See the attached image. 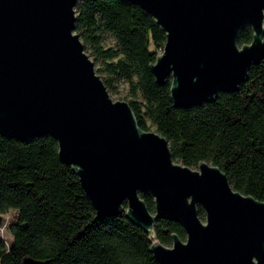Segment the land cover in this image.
I'll return each mask as SVG.
<instances>
[{
  "label": "water",
  "instance_id": "95a60500",
  "mask_svg": "<svg viewBox=\"0 0 264 264\" xmlns=\"http://www.w3.org/2000/svg\"><path fill=\"white\" fill-rule=\"evenodd\" d=\"M79 1L0 0V135L52 136L99 218L120 216L126 203L146 232L162 219L180 224L185 242L174 236L171 248H151L159 264H264V203L235 191L218 167L176 163L165 137L143 131L129 103L111 99L75 33ZM126 1L167 35L151 71L159 85L172 79L177 108L238 92L264 61V0ZM248 26L253 42L240 47ZM141 195L154 199L155 215Z\"/></svg>",
  "mask_w": 264,
  "mask_h": 264
},
{
  "label": "trees",
  "instance_id": "16d2710c",
  "mask_svg": "<svg viewBox=\"0 0 264 264\" xmlns=\"http://www.w3.org/2000/svg\"><path fill=\"white\" fill-rule=\"evenodd\" d=\"M75 12V33L102 64L96 73L104 74L107 89L129 82L134 98L129 105L140 128L149 132V123L154 126L176 163L193 170L202 163L218 167L235 191L264 203V61L250 69L238 92L177 108L172 79L159 85L151 71L167 35L150 14L126 0H80ZM106 33L116 39V48L103 47ZM252 42L248 26L239 46ZM141 198L155 215L154 199ZM11 211L7 222L3 216ZM127 211L125 203L120 216L99 218L52 136L22 143L0 135V227L12 236L11 242L0 237V264H22L25 258L46 264H159L151 252L154 243L171 248L174 236L187 240L176 222L158 220L146 232ZM198 215L205 223L201 205Z\"/></svg>",
  "mask_w": 264,
  "mask_h": 264
},
{
  "label": "rangeland",
  "instance_id": "374dc122",
  "mask_svg": "<svg viewBox=\"0 0 264 264\" xmlns=\"http://www.w3.org/2000/svg\"><path fill=\"white\" fill-rule=\"evenodd\" d=\"M103 47L105 49L108 48H116L117 47V42L116 39L113 37L112 34L110 33H106L104 35V41H103ZM86 53L87 55L90 57L91 61H93L94 65H95V70L96 72L98 71V69L102 68V64L100 62H97L95 60V58L92 56V53L89 49L86 48ZM101 78L104 77V74H98ZM116 85V90H111L108 89L109 95L111 97V99L114 102H127L129 103L131 100H134L132 94H131V86L129 84V82L122 80L118 83L115 84ZM141 97H139L140 99ZM150 126V131L155 132L156 128L154 126H152L149 123ZM15 214V211H11V213L3 216V218L7 221L10 222L12 220V216ZM0 237H2L3 239L11 242L12 241V236L9 234V232L7 231V228L5 226L0 227Z\"/></svg>",
  "mask_w": 264,
  "mask_h": 264
},
{
  "label": "built area",
  "instance_id": "2783aa9c",
  "mask_svg": "<svg viewBox=\"0 0 264 264\" xmlns=\"http://www.w3.org/2000/svg\"><path fill=\"white\" fill-rule=\"evenodd\" d=\"M6 227V226H5Z\"/></svg>",
  "mask_w": 264,
  "mask_h": 264
}]
</instances>
